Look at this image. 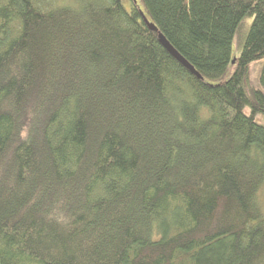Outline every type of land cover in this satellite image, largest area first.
Masks as SVG:
<instances>
[{
  "label": "trees",
  "instance_id": "obj_1",
  "mask_svg": "<svg viewBox=\"0 0 264 264\" xmlns=\"http://www.w3.org/2000/svg\"><path fill=\"white\" fill-rule=\"evenodd\" d=\"M128 1L0 0V264H264V0Z\"/></svg>",
  "mask_w": 264,
  "mask_h": 264
},
{
  "label": "rangeland",
  "instance_id": "obj_2",
  "mask_svg": "<svg viewBox=\"0 0 264 264\" xmlns=\"http://www.w3.org/2000/svg\"><path fill=\"white\" fill-rule=\"evenodd\" d=\"M124 2L125 7L129 10L130 8V1L128 0H122ZM253 22V17L247 18L243 23H242V32L244 35V39L240 36L242 35V33L239 34V32L236 34L235 36V40L234 43L232 45V54H233V58L239 57L242 51V47L245 41V36L247 35V33L250 30V26ZM240 35V36H239ZM242 35V36H243ZM234 71L232 70V65H230V67L227 70V73L224 76V80H227L231 77L232 73ZM264 72V58H262V60L256 61L254 63H252V65L250 66V73L247 79V88L249 91L256 89V88H262L261 85V76L263 75ZM245 113H247L248 115H251V110L249 107H246L244 110ZM256 122L260 123L261 125L264 126V115L263 114H259L256 115L255 117ZM261 203L264 207V191L261 192L260 196H259Z\"/></svg>",
  "mask_w": 264,
  "mask_h": 264
},
{
  "label": "water",
  "instance_id": "obj_3",
  "mask_svg": "<svg viewBox=\"0 0 264 264\" xmlns=\"http://www.w3.org/2000/svg\"><path fill=\"white\" fill-rule=\"evenodd\" d=\"M145 21L147 22L149 28L153 31L158 32V28L155 25H152L150 23V21H148L146 19V17H144ZM159 42H161V44L163 45V47L165 49H167L168 52H170V54L176 59L178 60L179 63H181L187 70H189L191 73H193L197 78L202 79V76L200 73L196 72L195 68L190 64V62H187L183 56L174 49V47L171 45L170 42H168V40L166 39V37H164L163 34L159 35ZM233 63H235V61H233Z\"/></svg>",
  "mask_w": 264,
  "mask_h": 264
}]
</instances>
